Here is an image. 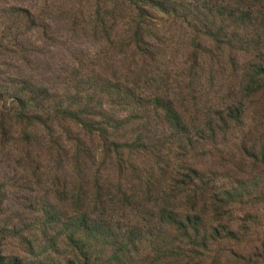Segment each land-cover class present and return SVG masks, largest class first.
Masks as SVG:
<instances>
[{
	"label": "rangeland",
	"instance_id": "rangeland-1",
	"mask_svg": "<svg viewBox=\"0 0 264 264\" xmlns=\"http://www.w3.org/2000/svg\"><path fill=\"white\" fill-rule=\"evenodd\" d=\"M105 1L0 0V91L52 96L0 134V264H264V0L193 35L172 0Z\"/></svg>",
	"mask_w": 264,
	"mask_h": 264
},
{
	"label": "trees",
	"instance_id": "trees-1",
	"mask_svg": "<svg viewBox=\"0 0 264 264\" xmlns=\"http://www.w3.org/2000/svg\"><path fill=\"white\" fill-rule=\"evenodd\" d=\"M129 1L130 0H109V2L115 3L114 6L113 5L110 6L109 2L105 1V5L102 8V11H104V16L107 17L110 21L116 20L117 17H119V13L117 14L116 11L120 10V6H123L125 3H128ZM154 1L155 0H151V2H154ZM154 3L155 5L161 7L157 1ZM144 4L146 5V3ZM144 4H141V5L139 4V6H137V10L140 12H136L137 15L131 16L132 18H129L135 23L137 20L136 25H137L138 30L140 29L138 20L140 18V15L142 14L141 12H143L142 9H143ZM129 6H132V5H127L128 12L131 10ZM212 6L216 7L217 4L216 3L211 4L210 0H197V1L191 0L189 2L188 0H172L171 7L174 9H169L173 11L169 13L174 14L173 18L171 19L173 22H174V18L178 17L177 19L180 20V25H183L186 28L185 29L186 33L193 35L198 30L197 26L200 25L201 17H204L205 13L211 14L210 10H212ZM189 8H193L195 14L193 13L192 15H190L188 12ZM176 9H179L182 12H178L176 11ZM177 13H182V16L181 17L177 16ZM218 13H222L224 15L223 8L221 6L219 7ZM107 18H102V24L107 23ZM211 26H212V23L207 24V25H201L200 28H209ZM137 39L138 40H136V42L133 41V46L136 49L137 53L139 54L140 58H142V62H143L144 60L143 58H145V55L148 56L146 58H149L150 44L149 42L145 40V36L144 37L139 36ZM251 68L252 70H256V72H255L254 77H248L249 84H248V89H246L247 96H251L252 89H253L252 84L256 86L257 90H259V62H255L254 64H252ZM35 88L36 87L34 86L24 87L21 90H17L11 93L9 92V90H7V87H6L4 88L3 92L0 91V130L2 131L0 134H3L5 132L6 130L5 128L8 127V126L4 127V125L6 124L9 126L11 124L17 125L20 128V134H23V133L25 134L26 130L24 127L25 125L29 124L28 122L30 120V114H31L30 113L31 111L29 110V106L31 109L33 107L32 117L35 114L39 113V111H41V113L43 114L45 113L46 106L44 103H49L52 96L50 94H47V98L45 99V102L41 105V108L39 110L35 102L36 100V97L34 96ZM73 105H74L73 103H70L67 108L71 109ZM20 106H22V108H20ZM56 107H59V108L63 107V101H61L59 106H56ZM242 113H243V105L242 104L236 105L234 116H227L226 121L230 123L237 122L238 116ZM102 141L106 145H108L109 136L104 137ZM116 146L117 144L115 145V147ZM76 149L77 151L75 152V154H80L81 153L80 150L84 148H83V145H81L78 142V145H76ZM72 150L75 151V148H73ZM104 155L106 159L105 162L109 163L114 160L113 163L115 162L116 166L120 165L123 162V160H121V158L118 157L120 154L117 151L114 152L113 156H110V155H107V150H106L104 152ZM5 261L6 260L3 258V255H2V249L0 248V263H4Z\"/></svg>",
	"mask_w": 264,
	"mask_h": 264
}]
</instances>
